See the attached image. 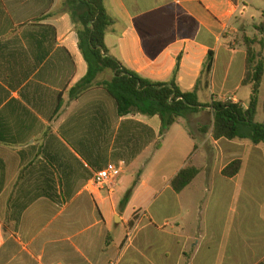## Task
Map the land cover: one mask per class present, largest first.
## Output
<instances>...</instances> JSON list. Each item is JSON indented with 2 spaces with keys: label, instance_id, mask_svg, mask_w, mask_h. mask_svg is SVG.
Returning a JSON list of instances; mask_svg holds the SVG:
<instances>
[{
  "label": "crops",
  "instance_id": "obj_1",
  "mask_svg": "<svg viewBox=\"0 0 264 264\" xmlns=\"http://www.w3.org/2000/svg\"><path fill=\"white\" fill-rule=\"evenodd\" d=\"M63 1L0 0V264H264V147L215 141L181 119L156 148L159 117H119L99 87L74 94L88 66ZM105 3L114 20L105 44L125 68L247 108L244 37L262 40L264 57V0ZM235 160L240 172L224 177ZM110 165L122 169L115 192L91 188ZM188 166L200 173L177 194L171 182Z\"/></svg>",
  "mask_w": 264,
  "mask_h": 264
},
{
  "label": "trees",
  "instance_id": "obj_2",
  "mask_svg": "<svg viewBox=\"0 0 264 264\" xmlns=\"http://www.w3.org/2000/svg\"><path fill=\"white\" fill-rule=\"evenodd\" d=\"M61 12L70 15L78 35L79 49L88 66L86 76L73 89L74 94L99 87L115 102L119 117H159L161 131L156 148L160 147V141L173 125L206 109L211 110L213 123L201 126V133L211 134L215 141L239 139L248 140L254 146H264V122H255L264 78V57L258 47L263 46V41L259 38L244 37L246 72L243 85L251 88L247 108L232 100L202 103L197 91L182 92L175 78L170 83L153 82L125 68L110 55L105 37L114 20L108 13L105 0H64ZM262 17V23L256 27L260 35H264V11ZM212 66L213 58L210 56L203 74L208 76ZM241 167L242 161L235 160L223 170L222 175L234 178ZM199 173L200 169L195 166L182 169L171 182L174 192L181 193ZM137 182L136 179L124 195L122 208L128 204ZM25 208L22 206L21 210Z\"/></svg>",
  "mask_w": 264,
  "mask_h": 264
},
{
  "label": "rangeland",
  "instance_id": "obj_3",
  "mask_svg": "<svg viewBox=\"0 0 264 264\" xmlns=\"http://www.w3.org/2000/svg\"><path fill=\"white\" fill-rule=\"evenodd\" d=\"M249 90H244V92H240L237 94V98L239 100H241L242 102L244 103H247V94H246V91H250V88H247ZM208 100H210V97H205V96H200V101L205 103L207 102ZM184 121L187 122V128L188 130H191L192 132H195L196 130V123H201V124H205V125H211L213 123V115L212 113L209 111V112H204L202 115H189L188 116V119L187 118H184ZM255 122L256 123H263L264 122V81H263V84H262V94H261V97H260V102H259V106H258V110H257V115H256V118H255ZM172 137V136H171ZM168 147H170L171 149H174V148H179L180 145L178 144H175L174 143V140H173V137L171 138V140L169 141V144H168ZM262 147H264L262 145ZM203 162H204V166H205V170L207 172V175L210 176L213 169L215 168L216 166V162H213L211 159H210V153H209V150L208 149H204V152H203ZM201 158V156H200ZM255 158L253 156L249 157V162H250V167L252 168L251 170H254V168H257L258 167V163H260L259 160H254ZM200 160V159H199ZM264 160L261 159V162H263ZM256 163V164H255ZM260 166L261 167H264L263 164L260 163ZM208 178L207 176H202L199 180L198 183H205V179ZM247 178H259L258 175H252L251 173L248 174ZM162 198H160L159 201H161ZM157 208V206L155 207ZM15 220V216L14 214L10 215V219L8 220V222L11 224L13 221Z\"/></svg>",
  "mask_w": 264,
  "mask_h": 264
},
{
  "label": "built area",
  "instance_id": "obj_4",
  "mask_svg": "<svg viewBox=\"0 0 264 264\" xmlns=\"http://www.w3.org/2000/svg\"><path fill=\"white\" fill-rule=\"evenodd\" d=\"M121 173V167L110 165L107 168L96 172L89 185L91 188H97L99 190L107 189L109 193L113 194Z\"/></svg>",
  "mask_w": 264,
  "mask_h": 264
}]
</instances>
